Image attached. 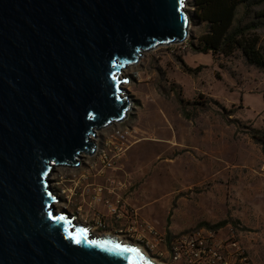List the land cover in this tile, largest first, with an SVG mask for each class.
Instances as JSON below:
<instances>
[{"label": "rangeland", "instance_id": "374dc122", "mask_svg": "<svg viewBox=\"0 0 264 264\" xmlns=\"http://www.w3.org/2000/svg\"><path fill=\"white\" fill-rule=\"evenodd\" d=\"M186 8V42L158 46L124 68L127 117L99 130L95 151L78 166L55 168V206L160 264H171L175 236L198 229L237 239L264 264V154L249 134L264 128V70L241 51L194 50L208 25L192 0ZM257 33L264 47V26ZM118 131L125 134L119 141Z\"/></svg>", "mask_w": 264, "mask_h": 264}, {"label": "water", "instance_id": "95a60500", "mask_svg": "<svg viewBox=\"0 0 264 264\" xmlns=\"http://www.w3.org/2000/svg\"><path fill=\"white\" fill-rule=\"evenodd\" d=\"M188 0H0V264H157L57 211L56 167L127 117L125 67L190 36Z\"/></svg>", "mask_w": 264, "mask_h": 264}, {"label": "trees", "instance_id": "16d2710c", "mask_svg": "<svg viewBox=\"0 0 264 264\" xmlns=\"http://www.w3.org/2000/svg\"><path fill=\"white\" fill-rule=\"evenodd\" d=\"M196 17L208 25V31L192 43L194 50L201 53L231 56L241 51L246 62L264 70V47L257 33L264 26V0H192ZM260 5L259 12L252 7ZM243 15L239 18L240 7ZM253 21L245 23L248 16ZM249 134L262 146L264 154V128H249Z\"/></svg>", "mask_w": 264, "mask_h": 264}, {"label": "built area", "instance_id": "2783aa9c", "mask_svg": "<svg viewBox=\"0 0 264 264\" xmlns=\"http://www.w3.org/2000/svg\"><path fill=\"white\" fill-rule=\"evenodd\" d=\"M124 136L118 131L115 139L119 141ZM150 230L157 234L153 228ZM169 253L171 264H256L240 241L233 237H220L206 229L175 236L169 243Z\"/></svg>", "mask_w": 264, "mask_h": 264}, {"label": "bare ground", "instance_id": "6f19581e", "mask_svg": "<svg viewBox=\"0 0 264 264\" xmlns=\"http://www.w3.org/2000/svg\"><path fill=\"white\" fill-rule=\"evenodd\" d=\"M120 241H122V242H124V243H128L129 244V242H127V241H124L123 239H120ZM143 252V251H142ZM144 253V252H143ZM145 254V253H144ZM146 255V254H145ZM154 261V260H153ZM157 264H160V263H158V262H156Z\"/></svg>", "mask_w": 264, "mask_h": 264}]
</instances>
